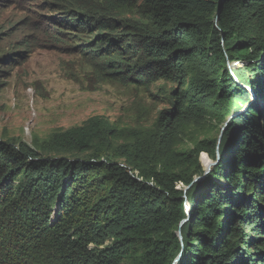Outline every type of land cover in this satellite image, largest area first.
Returning <instances> with one entry per match:
<instances>
[{
	"label": "trees",
	"instance_id": "obj_1",
	"mask_svg": "<svg viewBox=\"0 0 264 264\" xmlns=\"http://www.w3.org/2000/svg\"><path fill=\"white\" fill-rule=\"evenodd\" d=\"M147 1L140 18L124 13L135 0H98L61 21L92 37L104 76L183 89L151 129L114 148L125 132L100 117L49 136L52 149L73 153L107 143L124 164L95 160L101 148L94 160L48 158L0 138V264H264V105L240 109L246 86L264 95V0ZM193 110L233 116L219 143L178 150ZM217 145L219 161L194 181L201 152L206 166Z\"/></svg>",
	"mask_w": 264,
	"mask_h": 264
},
{
	"label": "rangeland",
	"instance_id": "obj_2",
	"mask_svg": "<svg viewBox=\"0 0 264 264\" xmlns=\"http://www.w3.org/2000/svg\"><path fill=\"white\" fill-rule=\"evenodd\" d=\"M97 1L0 0L2 140L22 142L40 157L105 161L107 156L111 157L106 149L107 143L100 147L96 140L87 151L73 153L52 149L48 146L49 136L54 131L67 130L93 117H100L112 128L125 132L126 137L111 139V148H114L133 141L138 132L151 129L158 113L172 108L173 90L181 91L183 87L180 84L173 79H161L142 86L104 76L96 68L98 59L92 56L93 46L88 44L92 37L86 31L61 21L67 18L65 15L70 9L80 12L93 8V5L98 6ZM147 7V0H135L130 11L122 10L129 17L140 18ZM194 60V56L186 60L187 86L194 76L189 71ZM249 91L250 100L240 109L249 104L260 109L264 105V95ZM226 119L219 120L210 113L193 110V114L180 126L172 147L184 150L193 147L199 139L218 138ZM100 148L105 154L102 152L92 158ZM203 153L199 157L200 164L204 170L208 166L212 169L214 160L206 153L210 162L205 166L201 160ZM110 159L113 163L124 164L121 157ZM22 172L15 175V181L22 179ZM51 217L54 218L53 215ZM260 236L264 239V232ZM133 262V258H128L119 264Z\"/></svg>",
	"mask_w": 264,
	"mask_h": 264
},
{
	"label": "water",
	"instance_id": "obj_3",
	"mask_svg": "<svg viewBox=\"0 0 264 264\" xmlns=\"http://www.w3.org/2000/svg\"><path fill=\"white\" fill-rule=\"evenodd\" d=\"M217 13H218V11H217ZM218 18V15L216 16V19ZM229 69L231 68V66L230 67H228ZM246 89H248V91H249V88L246 86ZM233 115H231L230 117H228L227 119H226V121L224 122V124H223V126L221 127V130H220V135H219V137H218V143H219V141H220V139H221V137H222V131H223V129L225 128V126H226V124H227V122L230 120V118L232 117ZM215 153H216V157H215V159H214V162H212L211 163V166H215V164L219 161V159H220V153L218 152V145H217V147H216V150H215ZM210 169L211 168H209V166L208 167H206L205 168V170H204V174L203 175H199V176H196L195 177V179H194V181L195 180H198V179H200V178H202V177H204L205 176V174H207L209 171H210ZM187 188V187H186ZM186 207V209H188V206L186 205L185 206ZM178 259V258H177ZM177 259L175 260V262L177 261Z\"/></svg>",
	"mask_w": 264,
	"mask_h": 264
}]
</instances>
